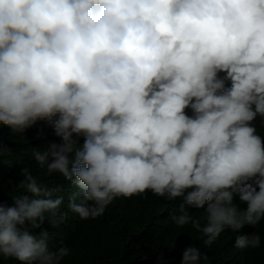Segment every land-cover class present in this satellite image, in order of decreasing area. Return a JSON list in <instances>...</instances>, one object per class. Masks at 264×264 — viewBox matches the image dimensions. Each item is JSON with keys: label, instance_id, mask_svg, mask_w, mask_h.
I'll return each instance as SVG.
<instances>
[{"label": "clouds", "instance_id": "1", "mask_svg": "<svg viewBox=\"0 0 264 264\" xmlns=\"http://www.w3.org/2000/svg\"><path fill=\"white\" fill-rule=\"evenodd\" d=\"M1 131L0 264L264 263V0H0Z\"/></svg>", "mask_w": 264, "mask_h": 264}, {"label": "trees", "instance_id": "2", "mask_svg": "<svg viewBox=\"0 0 264 264\" xmlns=\"http://www.w3.org/2000/svg\"><path fill=\"white\" fill-rule=\"evenodd\" d=\"M45 121H38L35 126H38L37 128L41 132L43 136V143L47 141L51 135L49 134V130L41 126ZM37 133V129H29L24 134H35ZM23 134H13L8 133L6 131L0 132V162L6 163V168L9 171V177L14 179L15 181L17 178H19V175L23 168L29 166V160L27 157V151L29 146V140H20L19 137ZM10 152L12 154H10ZM12 155V157L10 156ZM40 172H46V169H40ZM2 179H5L4 174H2ZM10 189V188H9ZM152 198L151 195L147 194L144 199H150ZM46 227V224L43 223L41 228H37L32 230L35 234H39L41 230H44ZM48 232H51V228L48 229ZM53 241V240H52ZM215 264H227L226 261H219ZM236 264H240V261L238 260ZM249 264H264L257 260H250Z\"/></svg>", "mask_w": 264, "mask_h": 264}]
</instances>
